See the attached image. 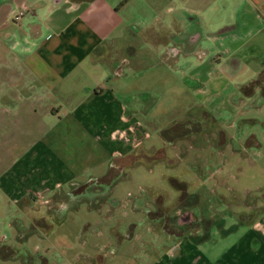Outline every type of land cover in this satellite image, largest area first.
Here are the masks:
<instances>
[{
    "label": "crops",
    "instance_id": "1",
    "mask_svg": "<svg viewBox=\"0 0 264 264\" xmlns=\"http://www.w3.org/2000/svg\"><path fill=\"white\" fill-rule=\"evenodd\" d=\"M262 32L264 0H0V259L14 258L29 231L47 230L41 199L112 166L153 169L165 160L164 148L150 141V128L167 100L172 107L201 102L230 87L253 96V89L242 90L248 80L263 88L262 73L236 82L248 67L246 47L253 49ZM179 125L156 128L174 147L176 138L198 141L167 159L175 167L194 151L182 171L166 173L174 198L216 192L208 184L222 182L216 160L224 155L225 131L220 140L210 134L207 140L198 137L207 132ZM160 150L164 156L151 163H132L141 152ZM231 151L243 155L234 145ZM262 194L261 203L248 205L247 218L179 233L153 259L137 264H264ZM87 227L100 237L101 229L90 221ZM100 254L75 252V264L85 257L94 264ZM63 260L71 259L63 253Z\"/></svg>",
    "mask_w": 264,
    "mask_h": 264
},
{
    "label": "rangeland",
    "instance_id": "2",
    "mask_svg": "<svg viewBox=\"0 0 264 264\" xmlns=\"http://www.w3.org/2000/svg\"><path fill=\"white\" fill-rule=\"evenodd\" d=\"M21 11L25 13L24 9ZM255 41L253 49L246 47L242 53L248 67L239 72L236 82H245L253 76L256 80L259 73H262L260 80L264 79V32ZM5 59L8 61L7 57ZM246 84V87L240 85L242 90L253 89V96L240 95L241 88L230 87L221 97H211L201 102L199 98H196V103L184 100L175 102L172 107V102L167 100L168 104L158 108L155 124L150 128V141L164 148L165 160H158L153 169L145 163L131 171V168L112 166L105 175H90L75 180L52 196L41 199V205H46L42 216L47 219V230L42 226L34 232L29 231L23 242L16 244L15 257L0 259V263L58 264L61 261L75 264V252L99 251L98 259H92L94 264L146 263L165 249L179 233L205 229L212 222L221 225V220H226L230 225L234 218H247L248 205L261 203L264 190V87L257 88V82L249 80ZM231 90L234 91L233 95L229 93ZM173 122L183 126L176 127L178 130H184L187 126L192 133L207 132L206 136L198 135L207 137V140L211 138L208 134L220 140V130L225 131L224 140L221 141L224 155L215 163L221 167L218 177L222 182L217 186L208 184L214 186L216 192L209 190L206 194H183L181 198H174L177 190L167 174L182 171L184 165L194 160V151L186 153V158L178 160L175 167L169 166L167 159H175L178 151L190 144H198V141L192 135L190 138H176L175 147L164 143L156 128H169ZM195 126L200 128L195 129ZM250 139L253 144H249ZM232 145L242 149L243 155L234 157L235 154H231ZM164 150L152 155L141 152L137 160L133 158L132 163H151L164 156ZM215 164L212 169L216 167ZM128 171L132 172L131 177ZM176 185L185 186L182 183ZM88 207L97 212L90 211ZM192 208L199 214H193ZM131 220L136 221L137 227L134 224L129 227ZM87 221L95 229H101L100 237L92 236V227L83 228ZM107 229L110 231L107 232ZM8 231L11 234V230ZM85 237L88 244L83 246ZM92 241H96V244H89ZM63 253L68 254L71 260H63ZM89 259L83 258L80 264H90Z\"/></svg>",
    "mask_w": 264,
    "mask_h": 264
},
{
    "label": "built area",
    "instance_id": "3",
    "mask_svg": "<svg viewBox=\"0 0 264 264\" xmlns=\"http://www.w3.org/2000/svg\"><path fill=\"white\" fill-rule=\"evenodd\" d=\"M23 13V11H21V12H18L16 15H15V17L16 18H19L20 17V15Z\"/></svg>",
    "mask_w": 264,
    "mask_h": 264
}]
</instances>
